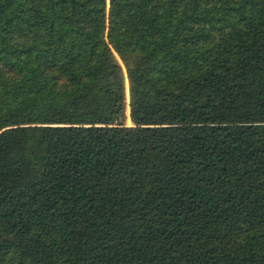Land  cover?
Returning a JSON list of instances; mask_svg holds the SVG:
<instances>
[{
    "label": "trees",
    "instance_id": "trees-1",
    "mask_svg": "<svg viewBox=\"0 0 264 264\" xmlns=\"http://www.w3.org/2000/svg\"><path fill=\"white\" fill-rule=\"evenodd\" d=\"M0 264H264V0H0Z\"/></svg>",
    "mask_w": 264,
    "mask_h": 264
},
{
    "label": "rangeland",
    "instance_id": "rangeland-1",
    "mask_svg": "<svg viewBox=\"0 0 264 264\" xmlns=\"http://www.w3.org/2000/svg\"><path fill=\"white\" fill-rule=\"evenodd\" d=\"M126 123H127L128 125H130V124H131L129 120H126Z\"/></svg>",
    "mask_w": 264,
    "mask_h": 264
}]
</instances>
